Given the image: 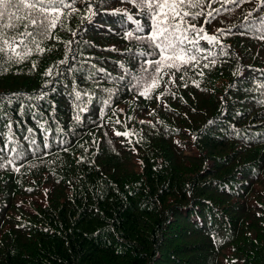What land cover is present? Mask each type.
Returning <instances> with one entry per match:
<instances>
[{
    "label": "trees",
    "instance_id": "trees-1",
    "mask_svg": "<svg viewBox=\"0 0 264 264\" xmlns=\"http://www.w3.org/2000/svg\"><path fill=\"white\" fill-rule=\"evenodd\" d=\"M90 2L0 60V264H264V0H185L218 42L147 98V16Z\"/></svg>",
    "mask_w": 264,
    "mask_h": 264
},
{
    "label": "snow or ice",
    "instance_id": "snow-or-ice-1",
    "mask_svg": "<svg viewBox=\"0 0 264 264\" xmlns=\"http://www.w3.org/2000/svg\"><path fill=\"white\" fill-rule=\"evenodd\" d=\"M75 2L76 0H0V60L23 62L33 51L29 47V43L35 44V50L42 53L44 49L39 47L36 37L50 38L51 30L57 26L59 15L62 14L63 9L72 7ZM81 2L86 3L89 10H92L90 0H81ZM121 2L133 3L138 12H142L147 16L150 24L146 36L138 35V33L145 31L140 20L129 13H123L131 23L136 25L134 30L125 33V38L144 40L153 47L155 55L158 57L157 59L145 60L142 66V70L148 73V78L144 82L143 90L139 92L140 95L145 96V98L149 96V89L156 83V75L160 73L162 68H176L179 70L182 65L197 61L204 53L207 54L203 55L202 58L205 60L210 59L211 51L202 48L200 41L203 40L205 43L212 45L218 42L217 38L208 35L199 36V33L204 31L203 27L197 29L192 24L184 27L186 17L191 15L192 19L196 18L195 15L182 11L185 0H121ZM231 2L239 5L240 0H231ZM262 8H264V5H262ZM165 9L168 11H165ZM52 13H57V15L53 16ZM196 15H199V13ZM205 22L211 23L210 20ZM251 27L254 28V25H251ZM21 28L23 30L17 31L14 36H9L5 32L6 29L18 30ZM189 32H196L198 38L190 39ZM29 38H31L30 41ZM177 61L180 63H177ZM211 63L214 66L215 61L211 60ZM35 66L33 64V68ZM208 66V64H204L205 68ZM121 67L123 68V65ZM149 69H151V72H149ZM46 74L51 75V69ZM81 95L87 94L77 92L76 99L79 100ZM85 110L86 105L81 108V111ZM121 134L116 133V135ZM123 135L127 136L129 133H123ZM3 150L0 149V151Z\"/></svg>",
    "mask_w": 264,
    "mask_h": 264
}]
</instances>
